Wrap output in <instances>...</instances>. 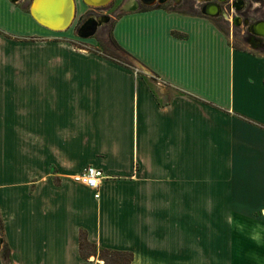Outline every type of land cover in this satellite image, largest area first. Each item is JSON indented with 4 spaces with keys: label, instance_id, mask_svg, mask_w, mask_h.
Here are the masks:
<instances>
[{
    "label": "crops",
    "instance_id": "crops-1",
    "mask_svg": "<svg viewBox=\"0 0 264 264\" xmlns=\"http://www.w3.org/2000/svg\"><path fill=\"white\" fill-rule=\"evenodd\" d=\"M109 1L0 0V264H264V49L124 3L131 64L61 36L76 3ZM88 167L96 190L73 179Z\"/></svg>",
    "mask_w": 264,
    "mask_h": 264
},
{
    "label": "rangeland",
    "instance_id": "rangeland-1",
    "mask_svg": "<svg viewBox=\"0 0 264 264\" xmlns=\"http://www.w3.org/2000/svg\"><path fill=\"white\" fill-rule=\"evenodd\" d=\"M193 2L195 1L194 0H182V2L180 3L181 6L177 11L191 12L190 8ZM233 3L234 2L232 0H229L223 3L222 4V14H220L219 16H215V17H211V16L209 17L213 19L216 26L219 27L222 33L226 37H228L229 40H231L232 43H234V45H236L237 47H241V48L249 47V46H252L254 42H256L257 46H259L258 48L264 49V45H262L264 44V38L255 36V34L254 35L251 34L248 36V33H245V31L247 30V25L249 26L251 22L257 19H260V18L264 19V3L261 2L259 6L252 8L253 7L252 2L251 3L247 2V5H248L247 8L248 7L250 8L249 19L247 21V25L244 24L243 21H241L242 23H240V25H236L235 13H238V12L237 11L235 12V9L233 8L231 10V6H232L231 4ZM20 4H24V2H21ZM20 4H18V6H20ZM185 4H187L188 6ZM79 7L81 9H84V6H82L81 4L79 5ZM110 11L108 12V14L112 16V14H110ZM200 14L202 15L201 12ZM116 17H112L108 22H105V23L103 22L102 24H100L97 28V31L92 36L83 37L79 34V32H77V30H72L69 33L70 35H61V36L65 37V39L71 40V42L73 43L77 51L83 52V49L88 50V51L96 50L100 53L114 51L117 54H119L123 59H126L127 61L133 60V58H131L127 53H125L121 49L123 47L118 43V41L115 39L113 35V25L116 21L115 19ZM12 21H13V24L10 22H7V23L10 24V27L14 29V31H11L13 35H20L19 33L23 31V28L28 27L24 23L23 25L25 27L21 25L23 27L21 28L19 25L15 24V21H17L16 19H12ZM20 37L22 38L24 36H16V38H20ZM25 37L30 38L31 36H25ZM221 246L222 244H219V243L217 244L218 253L224 251V249ZM225 263H228V261L225 259H222V257L217 256L216 264H225Z\"/></svg>",
    "mask_w": 264,
    "mask_h": 264
},
{
    "label": "flooded vegetation",
    "instance_id": "flooded-vegetation-1",
    "mask_svg": "<svg viewBox=\"0 0 264 264\" xmlns=\"http://www.w3.org/2000/svg\"><path fill=\"white\" fill-rule=\"evenodd\" d=\"M31 0H19L16 3H21L25 2L28 3ZM109 1V0H108ZM146 1L150 0H110L107 3H104L101 6H91V5H86L87 7L85 9H81L79 5L76 3L74 10H73V22L71 26H73L72 30H77V32L80 31L83 23L85 20L89 19H96L99 20V22L104 23L108 22L112 17H116L121 14L122 10V5L127 4V6L130 7V9H145L147 7L151 6H161V7H166L167 9H172V10H178L181 6L182 0H153L154 2L152 4H147ZM192 6H191V11H199L201 12V8L204 6L206 3L205 0H194ZM186 2V1H185ZM235 3V10L238 13H235V17L237 18V22H239V18H242V21L244 24L247 25V21L249 19V10L250 8H247V2H245L244 6L239 9L240 1L234 0ZM187 5V4H185ZM188 6V5H187ZM111 11H110V10ZM232 10V8H231ZM110 11V14L108 12ZM235 11V12H236ZM77 19L76 23L75 20ZM261 19V18H260ZM245 33H248V36L253 34L249 31L248 25H247V30ZM245 35V34H244ZM254 35V34H253ZM247 36V34H246ZM264 38L263 36L260 35H255ZM256 44V42H254ZM264 45V44H262Z\"/></svg>",
    "mask_w": 264,
    "mask_h": 264
},
{
    "label": "trees",
    "instance_id": "trees-1",
    "mask_svg": "<svg viewBox=\"0 0 264 264\" xmlns=\"http://www.w3.org/2000/svg\"><path fill=\"white\" fill-rule=\"evenodd\" d=\"M121 49L125 53H127V51L125 49H123V48H121ZM102 54L107 58L114 59L117 61H121V62H124L126 64H131L126 59H123L119 54H117L114 51H109L106 53L103 52ZM80 247H81V255L84 259H89L92 256L98 255L97 247L87 241V236L85 233H83L81 235ZM99 257L101 260L104 261V264H129L131 262L133 256L131 254H128L127 252L101 249L99 251Z\"/></svg>",
    "mask_w": 264,
    "mask_h": 264
},
{
    "label": "water",
    "instance_id": "water-1",
    "mask_svg": "<svg viewBox=\"0 0 264 264\" xmlns=\"http://www.w3.org/2000/svg\"><path fill=\"white\" fill-rule=\"evenodd\" d=\"M13 2H17L19 0H12ZM206 3L201 8V13L206 16H219L222 14V4L229 0H205ZM154 1H146L147 4H152ZM93 6H101V5H93ZM104 22V21H103ZM102 24L99 20L96 19H87L84 21L79 34L83 37H89L95 34L98 26ZM249 31L255 35L264 36V19H258L249 24Z\"/></svg>",
    "mask_w": 264,
    "mask_h": 264
},
{
    "label": "built area",
    "instance_id": "built-area-1",
    "mask_svg": "<svg viewBox=\"0 0 264 264\" xmlns=\"http://www.w3.org/2000/svg\"><path fill=\"white\" fill-rule=\"evenodd\" d=\"M234 2V0H232ZM240 1L239 9L242 8L245 4L243 0ZM231 8L235 9V3L231 4ZM253 8V7H252ZM236 11V10H235ZM242 18H239V22H237V18L235 19L236 25H240ZM249 27V26H248ZM105 177L104 172L100 169L94 167H88L81 174L76 175L73 179L77 182H81L89 188L98 189L101 180Z\"/></svg>",
    "mask_w": 264,
    "mask_h": 264
},
{
    "label": "bare ground",
    "instance_id": "bare-ground-1",
    "mask_svg": "<svg viewBox=\"0 0 264 264\" xmlns=\"http://www.w3.org/2000/svg\"><path fill=\"white\" fill-rule=\"evenodd\" d=\"M42 2V1H41ZM48 2V1H47ZM50 5V4H49ZM43 6V5H42ZM56 10H57V8H55ZM39 11V10H38ZM102 23V22H101ZM52 25H54V26H56L57 28L61 25L60 23H58V22H55L54 24H52Z\"/></svg>",
    "mask_w": 264,
    "mask_h": 264
}]
</instances>
